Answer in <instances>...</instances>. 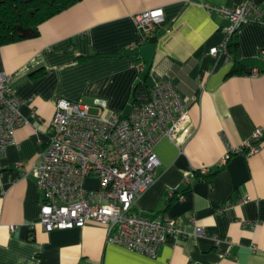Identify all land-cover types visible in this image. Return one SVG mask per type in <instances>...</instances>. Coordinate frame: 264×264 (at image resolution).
<instances>
[{"label":"crops","instance_id":"0c3cea01","mask_svg":"<svg viewBox=\"0 0 264 264\" xmlns=\"http://www.w3.org/2000/svg\"><path fill=\"white\" fill-rule=\"evenodd\" d=\"M241 1L78 0L42 22L38 36L0 46V71L10 75L27 119L0 158V264H264V136L258 153L236 152L264 125V0H255L261 20L237 29L244 72L230 74L231 59L209 54L229 21L207 5ZM155 7L164 9L157 40L131 50L139 40L134 16ZM163 82L189 110L192 136L182 145L157 142V178L134 210L175 217L183 233L169 235L151 257L110 242L99 223L47 231L31 171L58 99L100 97L103 115H126ZM173 190L186 193L170 199Z\"/></svg>","mask_w":264,"mask_h":264},{"label":"built area","instance_id":"2783aa9c","mask_svg":"<svg viewBox=\"0 0 264 264\" xmlns=\"http://www.w3.org/2000/svg\"><path fill=\"white\" fill-rule=\"evenodd\" d=\"M207 8L229 21L222 43L209 54L230 59L228 43L239 24L260 21L262 9L255 0ZM134 18L139 40L129 45L131 50L154 35L164 20V9H147ZM262 54L264 58V51ZM257 73L252 70L253 75ZM21 103L10 75L0 71V158L14 141L16 127L27 120L20 112ZM106 106L107 101L100 97L91 103L82 99L56 102L48 142L31 171L42 193L38 220L47 231L99 223L106 226L110 242L155 257L169 235H181L183 230L175 217L163 213L148 216L134 208L157 178L160 160L155 145L164 137L177 145L188 141L192 136L190 113L171 82L154 86L150 99L135 104L129 114L114 112L105 118ZM263 136L264 125L236 152L258 153ZM229 156L227 153L224 159ZM208 171L203 168L200 173ZM91 178L98 179V185L85 188L84 181ZM204 233L203 227H196L197 235Z\"/></svg>","mask_w":264,"mask_h":264},{"label":"trees","instance_id":"16d2710c","mask_svg":"<svg viewBox=\"0 0 264 264\" xmlns=\"http://www.w3.org/2000/svg\"><path fill=\"white\" fill-rule=\"evenodd\" d=\"M78 0H0V46L39 35V25ZM236 34L228 43L233 61L230 74L244 72L238 57ZM43 73V70L36 74ZM212 174L204 177L209 178ZM186 190H173L171 198L185 195Z\"/></svg>","mask_w":264,"mask_h":264},{"label":"rangeland","instance_id":"374dc122","mask_svg":"<svg viewBox=\"0 0 264 264\" xmlns=\"http://www.w3.org/2000/svg\"><path fill=\"white\" fill-rule=\"evenodd\" d=\"M105 118H108L110 115L105 116L103 115ZM97 181L94 178L88 179L86 181H84V187L85 188H93L96 187Z\"/></svg>","mask_w":264,"mask_h":264},{"label":"water","instance_id":"95a60500","mask_svg":"<svg viewBox=\"0 0 264 264\" xmlns=\"http://www.w3.org/2000/svg\"><path fill=\"white\" fill-rule=\"evenodd\" d=\"M157 40V36H153L150 38V42H155Z\"/></svg>","mask_w":264,"mask_h":264}]
</instances>
